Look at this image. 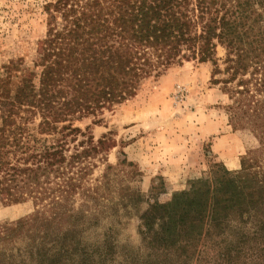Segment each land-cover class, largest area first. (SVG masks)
I'll use <instances>...</instances> for the list:
<instances>
[{"label":"trees","instance_id":"trees-1","mask_svg":"<svg viewBox=\"0 0 264 264\" xmlns=\"http://www.w3.org/2000/svg\"><path fill=\"white\" fill-rule=\"evenodd\" d=\"M44 8L46 31L32 58L0 69V200L31 197L42 208L0 226V245L26 239L37 249L47 241L50 261L69 250L98 218L85 202L73 206L75 194L88 202L99 190L81 182L87 158L110 147L73 121L118 106L173 65L211 61L212 75L223 74L214 82L231 100L234 128L249 125L264 148V0H54ZM260 162L255 170L242 161L240 172L224 170L216 181H193L166 202L153 200L140 216L146 245L189 259L235 229L241 243L264 246Z\"/></svg>","mask_w":264,"mask_h":264},{"label":"rangeland","instance_id":"rangeland-1","mask_svg":"<svg viewBox=\"0 0 264 264\" xmlns=\"http://www.w3.org/2000/svg\"><path fill=\"white\" fill-rule=\"evenodd\" d=\"M51 1L0 0V69L18 57L29 62L45 34L44 5ZM216 57L222 68L220 46ZM213 67L211 61L196 60L173 65L118 106L75 119L74 125L94 141L104 137L110 143L87 158L90 168L81 182L99 186L95 197L86 202L75 194L73 202L75 209L85 202L89 214L98 218L76 234L69 250L60 248L54 261L47 241L36 249L35 243L19 239L0 245V264H264V246L241 243L235 229L215 237L216 245L189 259L185 251L167 256L162 249L149 248L140 233V216L153 200L166 202L193 181H216L224 170L240 172L242 161L255 170L262 165L264 148L249 125L234 128L231 100L222 83L214 82L223 74L213 76ZM165 161L169 166L163 175L159 170ZM172 162L176 166H170ZM41 208L31 197L16 203L0 200V226L28 219ZM104 238L110 245H101Z\"/></svg>","mask_w":264,"mask_h":264},{"label":"crops","instance_id":"crops-1","mask_svg":"<svg viewBox=\"0 0 264 264\" xmlns=\"http://www.w3.org/2000/svg\"><path fill=\"white\" fill-rule=\"evenodd\" d=\"M173 164L172 165H170V166H176V163L177 162H172ZM167 162L165 161V163H164V165H165V168L163 169V171H161V170H159L160 172H161V174H163V175H165V173H166V171H165V169H166V167H167ZM168 166H169V164H168ZM179 166V165H178ZM231 168H235V166H231Z\"/></svg>","mask_w":264,"mask_h":264}]
</instances>
